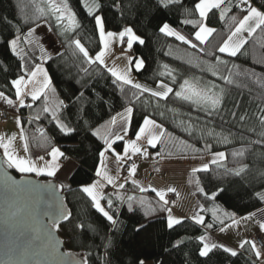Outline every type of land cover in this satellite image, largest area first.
Instances as JSON below:
<instances>
[{
  "label": "trees",
  "instance_id": "1",
  "mask_svg": "<svg viewBox=\"0 0 264 264\" xmlns=\"http://www.w3.org/2000/svg\"><path fill=\"white\" fill-rule=\"evenodd\" d=\"M97 2L99 12L96 14L104 18L106 31H120L131 27L144 40V44L134 43L130 51L135 58L144 60L142 70H133L138 80L151 85H156L161 80L170 83L169 78L160 74L164 71L163 66L168 65L175 70L178 83L184 78L200 77L225 90L220 110L212 116L194 110L171 94L168 100L158 102L157 98L145 93L134 106L128 137H135L143 118L148 116L162 124L166 132L174 138L199 149L210 143V152L223 151L226 159L221 167L210 164L209 171L195 172L199 187L204 190L203 194L198 190L194 191L195 197L205 209L202 213L205 223H213V228L206 229L191 220L183 219L182 224L169 229L166 212L160 211L157 196L152 191L140 192L131 184L117 190L116 195H104L102 205L117 220V224L112 225L92 207L90 199L80 189L95 180V172L99 167V152L104 147L102 140L92 135L93 130L122 111L131 99V92L135 90L126 86L125 92L121 93L112 84L113 78L106 69L84 63L81 56L73 55L63 36L56 37L59 50L45 51L44 55L51 56V59L44 62L43 66L55 93L66 105L59 112V118L73 131L68 134L61 133L51 116L42 112L43 96L32 108H19L18 113L28 138V153L31 158L46 154L52 147H58L63 153L62 158H71L78 164L69 177L68 186L59 190L64 206L72 213L71 220L62 221L60 228L56 230L63 240L64 251L73 253L77 260L86 257L88 264H139L140 261L144 264H257L247 248L240 249L236 257L221 248L214 249L207 257H201L199 251L202 244L198 237L206 231L221 227L218 221L213 220L214 208L219 209L220 215L227 212L234 214L236 218L264 206V201L260 200L258 195L264 192V175H261L264 173V143H252L254 140L264 139L260 135L264 128H261L255 119L258 109L264 107V88L251 78L252 73H255L257 78L264 77V32L258 29L241 50L242 54L238 53L236 57L215 53L227 61L228 68L238 66L233 68L234 73L241 71L249 74L234 76L235 82L226 85L210 72L201 71L204 65L199 62L215 63V55L206 53H214L216 47L230 34V29H234L230 17L235 15L237 20L241 19L243 13L240 9L233 8L223 22L219 20L218 10L213 9L209 13L207 23L217 31L209 37L208 43L200 46L206 50L201 53L159 31L160 27L167 23L186 36L194 32L192 25L182 21L199 19L198 13L188 15L186 11L193 9L198 0H180V3L169 4L167 7H164L160 0ZM69 4L80 25L73 35L78 36L90 54H95L101 48V43L94 18L88 15L81 0H69ZM39 8V0H0V92L11 99L15 98L11 81L24 75L21 65L31 68L34 64L41 63L40 42L31 45L33 47L23 43L28 28L35 27L31 18L38 15ZM258 10L264 11V0ZM38 22L39 25L46 24L43 19ZM50 33L55 38V30H50ZM15 35L21 36L25 51H28L29 47L32 49L24 61L13 55L7 46L6 42ZM83 68H88V72H84ZM220 70L227 75L223 65ZM167 109H177L178 113L183 115H177ZM160 112L165 115L162 117ZM233 112L237 113L236 117L232 116ZM244 114L247 116L246 120L240 121L239 116ZM37 116L39 119H36ZM30 120L32 123H29ZM179 120H190L197 130L189 135L179 124ZM208 130L227 135L228 142L225 143L218 136H208ZM41 131L44 133L43 137L40 135ZM114 146L122 150L123 142L119 141ZM240 151L244 152L243 156L232 155L233 152ZM243 165H248V168L240 176L226 171L238 169ZM3 166L5 167L4 164ZM7 170L17 177H33L31 174H18L12 169ZM40 179L57 186L52 177L42 176ZM117 195L123 197V200L117 199ZM128 196L136 198L132 201L131 211L128 208ZM212 196L215 197L214 200L209 198ZM108 198L113 200L111 209L107 208ZM141 200L144 201L143 207L140 205ZM172 201H169V207ZM225 222L230 221L226 219ZM80 223L84 224L83 229L77 227ZM181 240L183 243L176 246L177 241Z\"/></svg>",
  "mask_w": 264,
  "mask_h": 264
},
{
  "label": "snow or ice",
  "instance_id": "2",
  "mask_svg": "<svg viewBox=\"0 0 264 264\" xmlns=\"http://www.w3.org/2000/svg\"><path fill=\"white\" fill-rule=\"evenodd\" d=\"M46 4L45 8L38 9V15L31 18V23L35 27H29L27 33L23 37V43L25 45L31 46L35 43L33 37L36 29L40 26L39 20L43 19L50 30L58 31L59 35L65 38L67 46L72 49L73 55L81 56L84 63L88 65H97L98 68L106 69L110 74L112 79V84L115 85L121 93L125 92L126 86H130V90H135L131 92V99L128 105L123 109L122 112L117 113L116 116L112 117L109 121V129L106 131V134L101 136L100 130L97 129L92 132V135L103 141V150L99 152V164L100 167L96 170L95 175L100 179L95 181L90 185H85L81 187V192L84 193L91 201L92 207L100 213L108 222L112 225L117 224V220L112 214L102 205L101 201L105 199L104 194L100 189L104 186L102 181H106L107 184L113 185L119 189L125 187L124 183L117 184L116 178L109 174L107 157L106 153H111L115 157V162L119 166L122 161L126 158H130L131 155L140 154L144 157L149 155V147L152 149L157 148L158 144H163V138L166 135V130L163 125L158 123L155 119H152L148 116H145L142 121V125L138 127L135 132L134 140H125V137L128 136L129 129L131 127V121L134 114V106L137 101H140L141 96L145 93L149 94L152 98H157L159 101L168 100L170 94L173 95L178 101L184 102L191 106L194 110L204 112L208 116L216 114L222 105L224 93V88H219L212 81H204L200 77L184 78L182 82L178 83L177 75L175 70L170 68L168 65H164V71L160 74L169 78V82L161 80L156 83L155 89L151 87H146L145 85L136 82L132 76L131 72L133 69L135 71L142 70L144 66V60L140 58H133L132 56H126L127 66L124 69L117 67L115 64L109 66L106 63V56L109 54V45L111 41H114L117 36L122 42H126L128 51H131L134 43L144 44V40L139 37L131 27L125 28L123 31L114 33L112 31H106L104 18L96 14L99 12V4L97 0H82L83 7L87 11L89 16L94 18L95 27L99 33V41L102 44V47L95 53V55H90L89 50L82 44L78 36H74L73 33L79 29L80 25L76 16V13L72 10L69 4V0H43ZM161 4L164 7H167L169 4L180 3V0H160ZM233 8L240 9L243 13L242 18L237 20L235 15L231 16L230 19L234 24V29H230V34L227 36L223 42L216 47L214 53H206L208 55H215V53L225 54L228 57H236L238 53H241V50L244 49L245 45L249 43V38L252 37L257 30L264 32V11L258 10L257 7L252 6L250 0H198L194 3V8L191 10H186L188 15H193L198 13L199 19H185L182 21L184 24L192 25L194 32L189 33L188 36L181 34V32L173 29L169 24H163L159 31L167 37H174L176 41L181 42L183 45H187L191 49L197 50L201 53H205L206 50L201 45H205L209 42V37H212L213 33L217 31L216 28L209 26L207 23L209 13L213 9L219 11V20L221 22L225 21L228 17V13L232 12ZM19 31V29L17 30ZM247 34L246 36L244 34ZM126 38V41H125ZM21 36L15 35L14 38L7 41V46L13 55L18 56L22 61L28 55L32 49L28 48V51H25L24 48L20 47ZM198 42V43H197ZM39 51L41 52L40 60L41 63L34 64L31 68H27L24 64L21 65L24 75L19 76L18 78L11 81L12 87L15 89V100L7 97L3 92H0V99L5 100L7 104L18 106L20 108H32L33 104L40 100L43 96L44 106L42 107V112L51 116L52 120L56 122V127L60 130L61 133L68 134L73 131L72 128L68 127L65 123L59 118V112L66 107L63 100L51 101L49 97V90L54 93L55 89H50L51 80L48 77L47 71L43 67V63L51 59V56L44 55L45 49L40 46ZM242 54V53H241ZM201 65V71L210 72L213 77L223 80L226 85L233 84L235 81L234 76L240 75H249L246 72H233V68H238L237 65H233L232 68L227 67V61L221 57V55H215V63L212 62H199ZM223 65L227 70V75L223 74L220 70V66ZM84 72H88V68H83ZM37 77H43L42 81L38 80ZM251 78H254V82L259 84L261 88H264V77H255V73L251 74ZM29 85H32L31 89L25 91ZM39 85V86H37ZM173 85L176 87L174 88ZM83 96V93L80 94ZM32 103L25 102V97H29ZM159 107V103H157ZM169 112L176 113L177 115H183L178 113L177 109H167ZM160 115L163 117L164 112H160ZM237 113L233 112L232 116L236 117ZM117 117H119V127L117 128ZM247 118L246 114L240 115L239 120L245 121ZM39 119V116L36 117ZM255 119L258 121V124L261 128H264V107H260L258 112L255 114ZM17 125H21V121L17 119ZM29 123H32L30 120ZM179 124L185 128V131L189 135H192L196 131V127L193 123L185 120H179ZM186 125V127H185ZM112 129H115L113 131ZM202 132L204 130H201ZM208 136L220 137L225 143L228 142V136L223 135L222 133H216L215 130H208L206 132ZM40 135L43 137L44 133L41 131ZM261 137H264V132L260 133ZM19 139L23 144V151L25 155H19L15 148L14 143L17 140V136L13 134L11 137L0 136V149H3V164L6 169H15L21 174H32L34 173L37 177L46 176V177H56L57 171L59 170L58 158L63 156L61 150L57 147H52L46 155H40L37 160L42 161L43 164L37 163L34 161L29 152L28 138L25 135L23 127H20ZM118 141H123V155L116 152L114 145ZM145 141L141 144L138 142ZM181 143H184L183 141ZM252 143L260 144L264 143V139H258L252 141ZM205 149L209 152L212 149V144L206 143ZM195 151H200L199 149H194ZM163 151L161 147L160 151L157 152V155ZM232 155L243 156L244 152H233ZM211 164L217 165L218 167L223 166V161L226 159V154L223 151L212 153ZM46 157H50L47 159ZM248 168V165H243L242 167L232 171L235 175L240 176ZM119 167H117V172ZM129 177L133 176L136 172V165L133 163L130 168H128ZM207 172L209 171V165L204 164L201 168H194L193 172ZM6 179L11 181L13 184L15 181L12 180L11 176H8L5 173ZM261 175H264L262 173ZM198 183V182H197ZM133 184H136L133 181ZM62 187V185H61ZM139 187L140 192H145L148 189L144 187ZM155 195L159 198V208L160 211L166 212L168 214L167 226L169 229H172L176 225L183 223V218H177L172 215V208L168 207L169 200L165 198V191L151 189ZM168 192H175L174 188H168ZM202 194L204 192L203 188H198ZM195 195V193H193ZM260 200L264 201V192L258 193ZM210 199H215L214 196L209 197ZM117 199L123 200V197L117 195ZM136 198L134 196H128V208L129 211L132 210L133 205L132 201ZM174 203V202H173ZM140 205L144 206V201H140ZM113 207V200L111 198L107 199V208L111 209ZM205 209L199 207L198 211L190 218L196 225H202L206 229L213 228V223H205V216L201 215ZM15 214V213H14ZM256 216V213H250L247 216L240 217V220L235 218L234 214H229L224 212L222 215L219 214V209H212V217L214 221H218L221 225L219 228L220 232H225L230 228L238 227L241 221L252 220ZM72 213L64 206L61 201L60 205L56 208V211L52 218L48 222V228L50 231L47 232V247L55 249V246L59 244V241L53 240V231L60 228V223L62 221H70ZM229 220L230 223L225 221ZM259 229L261 232H264V222L257 221ZM78 228L83 229L84 224H77ZM91 227V225H89ZM199 242L202 244V248L199 251L201 257H207L214 249L221 248L224 252L229 253L232 257L238 255L237 250L224 246L223 244H217L211 242L207 235H201L198 237ZM183 243V241H177L176 246ZM247 250L254 254L256 260H260L264 256V251L259 248L255 240L242 239L239 242V248L241 250ZM79 264H88L87 258H83ZM139 264H144L143 261H140Z\"/></svg>",
  "mask_w": 264,
  "mask_h": 264
},
{
  "label": "water",
  "instance_id": "3",
  "mask_svg": "<svg viewBox=\"0 0 264 264\" xmlns=\"http://www.w3.org/2000/svg\"><path fill=\"white\" fill-rule=\"evenodd\" d=\"M61 201L56 185L15 176L0 156V264H79L73 253L64 251L56 230L53 240L60 243L55 249L46 246L48 222Z\"/></svg>",
  "mask_w": 264,
  "mask_h": 264
},
{
  "label": "rangeland",
  "instance_id": "4",
  "mask_svg": "<svg viewBox=\"0 0 264 264\" xmlns=\"http://www.w3.org/2000/svg\"><path fill=\"white\" fill-rule=\"evenodd\" d=\"M39 2H40V7L46 9L47 6L43 2V0H39ZM81 2H82V0H81ZM90 2H91V0H90ZM124 29H122L120 31H123ZM112 32L118 33L119 31H112ZM244 35L246 36L247 34L245 33ZM60 36L61 35H59L58 31H55V38H54L53 35L50 33L48 25L47 24H41L36 29V32L34 33L33 39H34L35 43L40 42L41 46L45 49V51L52 50V52H56L59 50V45L56 41V37H60ZM172 38H174V37H172ZM125 41H126V38H125ZM114 45H115V47H114ZM34 46H37V45H34ZM20 47H22L21 42H20ZM31 47H33V46H31ZM101 47H102V44H101ZM90 55L94 56L95 54H90ZM126 56H132L133 58H135L133 55H131L130 51H128L126 42L120 41L119 37L117 36V38L114 41L110 42L109 54L106 56V63L109 66H112L113 64H115L117 67L124 69L127 66ZM136 58H139V57H136ZM131 76L136 82H139V83L145 85L146 87H151V88L155 89V85H151V84H148V83H145V82L138 80L137 77L134 75L133 71L131 72ZM37 79L42 81L43 77H37ZM37 86H39V85H37ZM31 87H32V85H29L28 88L25 89V91L30 90ZM50 89H53V87L51 85H50ZM48 94H49L50 100L53 101V95H56L55 92L52 93L49 90ZM29 98H30V96H29ZM13 100H15V98H13ZM26 104H27V102H26ZM9 106H12V105H9ZM12 107H13V109L9 110L8 104L6 102L5 108H3L2 110L5 111L9 117L8 121L5 122V124L11 123V127L6 128V132L7 133L10 132L11 135H13V133L15 132L17 135V133L20 132V127L23 126L22 123L20 126H18L16 123L17 119L20 120V118L18 117V109L20 107L18 106V102H17L16 106H12ZM2 123H4V122H0V128L3 125ZM171 137H173V136L166 132V135L163 138V144L162 145L158 144L157 148H155V149H152L149 147V155L147 157H144L143 155H140V154H136V155L130 154V158H126L124 161L121 162V164L119 166L115 162V157L113 155H111V153H106L109 174L114 177L113 172H111L109 169L110 162H112L114 165H116L120 168L119 174L117 175L116 178L118 179V181H121V183H125L127 180H131L130 178L133 177V179H136L139 182V184L142 185L141 187H144V188H145L146 184L154 186L155 188H161L168 181H170V182H175L177 184H181L182 186H184L183 190H186L188 192L198 190V188H200V187H199V183H197L198 180H197L195 173L193 172V169L194 168H201L204 164L210 165L211 164L210 161L213 158L212 153H214V152H208V150H206L205 148L199 149L195 146H192V145L186 143L183 140H180V139H177L174 137L173 138L176 139V141H178L177 144L170 143L168 141V139ZM134 139H135V137L134 138L125 137V140H134ZM182 141L184 143H181ZM138 143L143 144V143H145V141H141ZM158 146L160 147V149H161V147L163 148V151L160 152L159 155H157V152L160 151V150H158ZM114 149L116 152H119V153H121V155H123V149L119 150L115 146H114ZM194 149H199L200 151H195ZM164 152H165V154L166 153H173L175 155H174V157H168L166 155L162 156V154H164ZM181 153H187L189 155H187V154L183 155V156L179 155ZM127 160H131L136 165V172L131 177H129L128 171H127L126 175L121 176L122 175L121 174L122 166ZM38 163L43 164L42 161H40ZM99 167H100V164H99ZM37 178H40V177H37ZM106 185H108V184H106ZM108 186H110L116 190H120L117 187H113V185H108ZM104 188H105V185L102 188V190ZM171 204L173 205L175 203H171ZM172 210H174V207H172ZM166 216L168 218L167 213H166Z\"/></svg>",
  "mask_w": 264,
  "mask_h": 264
},
{
  "label": "crops",
  "instance_id": "5",
  "mask_svg": "<svg viewBox=\"0 0 264 264\" xmlns=\"http://www.w3.org/2000/svg\"><path fill=\"white\" fill-rule=\"evenodd\" d=\"M114 47H115V45H114ZM26 98L27 97H25V102H26ZM58 100H60V99L57 96V94L56 95H53V101H58ZM4 101L5 100L0 99V111H3L2 109L5 108L6 101L5 102ZM27 103H32V102L30 100ZM8 109L9 110H12L13 107L12 106H9V104H8ZM122 111H120V112H122ZM116 115L117 114H115L114 116H116ZM18 117L21 118L20 115H19V113H18ZM111 118L108 119V120H106L105 122H103L99 126H97L93 131L99 129L100 130V133H101V136L105 135L106 134V131L110 127L109 121L111 120ZM7 121H8V119H7ZM119 122H120L119 121V117H117V125H116L117 128L119 127ZM2 124L3 125L0 128L1 129L0 130V136L11 137L12 135L10 134V132L9 133L6 132V128L7 127H11V123L5 124V122H4ZM112 130L115 131V129H112ZM13 134L16 135L15 132ZM16 136H17V140L15 141V143H14L13 146H14L16 152L19 155L23 156V155H25V153L23 151V144H22V142L19 139V133H17ZM168 141L170 143H173V144H177V142H178L173 137L169 138ZM123 144H124V142H123ZM158 150H160V147L159 146H158ZM0 153H1L2 159L4 160L3 149H0ZM186 154L187 153H181L179 155H182L183 156V155H186ZM28 155H29V153H28ZM44 155H46V154H44ZM163 155H166L168 157H174L175 154H173V153H166L165 154V152H164V154H162V156ZM187 155H189V154H187ZM37 158H34V159L32 158V159L34 161H37V163H38L40 161H38ZM46 158L47 159H50V157H46ZM57 163H58V166H59V170L57 171L56 177H52V178L55 179L56 184H57L56 187L60 190V189H62L64 187H67L68 186V184H69V177L72 174V172L77 168L78 164L73 159H71V158H62V157L58 158ZM132 164H133V162H132ZM117 167L118 166H116L112 162H110L109 169H110L111 172H113L115 178L117 177V175L119 174V171H120V168H119V171L117 172ZM12 170H14L15 172H17L15 169H12ZM17 173L18 174H21L19 172H17ZM31 175L33 177L37 178L34 173H32ZM40 177H42V176H40ZM38 179H40V178H38ZM99 179L100 178L96 176L95 177V180L93 181V183L95 181L99 180ZM130 179L131 180H127L124 183L125 186L127 184H131V185L135 186L137 188V190H139V187H137V185H140V186H142V185L139 184V182L136 179H133V177H131ZM133 181H135L136 184H133ZM116 182H117V184H120L121 183V181H118L117 178H116ZM102 183H103V185H106L107 184L106 181H102ZM166 184H165L166 186L164 185L161 188H155L154 186H151L149 184H146L145 189H148L147 191H151V189H153V188L156 189V190H158V191L159 190H163L166 193L165 198H166V196H167L168 193H174L175 199L171 203L174 202L175 204H173V205L171 204L170 205L171 208L174 207V210H172V215L174 217H177V218H183V219L191 220L190 218L198 211V208L199 207H202L201 204L197 201L195 195H193L194 191L188 192L186 190H183L184 189V186H182L181 184H177L175 182L168 181ZM61 185H62V187H61ZM108 185H110V184H108ZM102 188L100 189V191H102ZM168 188H174L176 191L175 192H168L167 191ZM147 191H145V192H147ZM251 213H256V216L252 220H249V221H241L238 227L230 228V229H228L225 232H220L219 231V228L220 227H218V228H216V229H214L212 231H206L204 235H207L209 237V240L211 242H215L217 244H223L224 246L231 247V248H233V249H235L237 251H240V248H239V242H240V240H242V239H250L251 240L252 233L254 231L261 232L260 229H259V225H258L257 221L259 220L261 222H264V206L261 207V208H259V209H257V210H255V211H253V212H251ZM200 214L202 215V213H200ZM249 214H246V215H243V216H247ZM165 217H166V220H167L166 213H165ZM240 217H242V216H240ZM240 217H236V219L237 220H240ZM261 233L264 235V232H261ZM246 248H248V246H246ZM251 254L254 256L253 253H251ZM257 264H264V256H262L261 259L258 260V263Z\"/></svg>",
  "mask_w": 264,
  "mask_h": 264
},
{
  "label": "built area",
  "instance_id": "6",
  "mask_svg": "<svg viewBox=\"0 0 264 264\" xmlns=\"http://www.w3.org/2000/svg\"><path fill=\"white\" fill-rule=\"evenodd\" d=\"M261 1L262 0H250V3L252 4V6L258 8ZM29 101H30V99L27 97L26 102H29ZM7 119H8L7 113L5 111H0V122H6ZM131 165H132L131 160L126 161V163L122 167L121 174L124 175L126 173V171L128 170V168H130ZM102 193L104 195H109V194L116 195V193H118V191L115 190L114 188L106 185L105 188L103 189ZM174 198H175L174 193H168L166 196V199H168L169 201H172ZM251 240H255L257 246L259 248H261L262 251H264V235L261 232L254 231L252 233ZM237 252H239V251H237ZM255 262L258 263V260H256Z\"/></svg>",
  "mask_w": 264,
  "mask_h": 264
}]
</instances>
